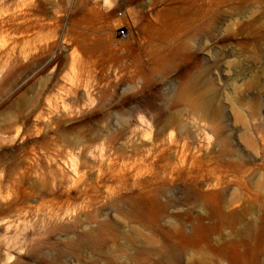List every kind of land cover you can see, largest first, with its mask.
Masks as SVG:
<instances>
[{
	"label": "rangeland",
	"instance_id": "374dc122",
	"mask_svg": "<svg viewBox=\"0 0 264 264\" xmlns=\"http://www.w3.org/2000/svg\"><path fill=\"white\" fill-rule=\"evenodd\" d=\"M0 264H264V0H0Z\"/></svg>",
	"mask_w": 264,
	"mask_h": 264
},
{
	"label": "built area",
	"instance_id": "2783aa9c",
	"mask_svg": "<svg viewBox=\"0 0 264 264\" xmlns=\"http://www.w3.org/2000/svg\"><path fill=\"white\" fill-rule=\"evenodd\" d=\"M119 32L122 34V36L125 35V30H124V28H120V29H119Z\"/></svg>",
	"mask_w": 264,
	"mask_h": 264
}]
</instances>
